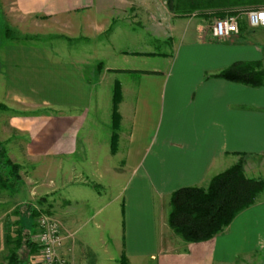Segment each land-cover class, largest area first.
<instances>
[{"label": "crops", "instance_id": "1", "mask_svg": "<svg viewBox=\"0 0 264 264\" xmlns=\"http://www.w3.org/2000/svg\"><path fill=\"white\" fill-rule=\"evenodd\" d=\"M1 1H11L22 15L52 21L62 32L84 28L95 35L108 31L113 36L114 11H129L127 18L153 23L156 41L164 35V41L172 45L171 54L136 51L138 58L151 63L147 67L98 64L102 77L119 71L135 77L131 83L116 81L121 99L115 153L116 82L113 87L110 153L118 162H108V140L82 138L85 152L87 147L91 152V169L88 174L80 172L87 177L79 180L74 171L54 179L51 167L57 162L62 169L64 160L78 152L93 83L78 58L64 57L57 48L50 52L43 45L17 41L9 35L0 42V145L20 165L22 187L27 186L32 196L36 191L43 197L38 209L49 211L60 222L64 236L60 255L67 264H121L124 258L127 264H264V191L209 240L189 242L174 232L169 241L165 237L167 206L174 191L207 187L213 176L242 156L248 158V177L264 175V85L255 87L216 76L237 62H261L264 67V28L242 23L238 35L218 39L205 20L191 16L185 17L186 24L178 22L177 17L182 16H175L169 7L161 9L160 0ZM219 10L207 8L201 16L217 15ZM98 11L106 16L101 22L94 18ZM167 21L168 30L164 28ZM155 59H164V67ZM77 186L94 192L89 197L81 188L69 192L68 187ZM108 186L115 189L109 200ZM61 190L65 195L54 197ZM3 191L9 194L19 189L12 183L0 189V196ZM10 197L5 202L9 203ZM11 201L0 221L11 219L12 224L19 219L26 224L29 211L21 205L14 219V197ZM89 201L94 212L87 215L84 207ZM116 202L121 205L123 230L111 237L108 204ZM6 224L0 228L4 241L0 255L9 251ZM110 241L116 244V253L110 249Z\"/></svg>", "mask_w": 264, "mask_h": 264}, {"label": "rangeland", "instance_id": "2", "mask_svg": "<svg viewBox=\"0 0 264 264\" xmlns=\"http://www.w3.org/2000/svg\"><path fill=\"white\" fill-rule=\"evenodd\" d=\"M175 2L177 3L178 0H175ZM165 6L170 8L169 0H160V8L164 9ZM171 10L173 11V9ZM203 11L205 10L197 9L184 15H181L180 13L178 14L175 11L173 13H175V16H182L177 17L178 22L186 24L188 20L185 17L195 16L202 18V20H205L206 23L210 26L215 16H218L214 14L208 15V17L201 16V13H203ZM114 13L116 20L114 21L113 27H116V30L114 31L113 36H110L108 31L102 33L101 35H95L92 34V32L85 30L84 28H81L80 31L64 30L62 32L58 29L57 26H55L52 21L50 22L46 20H39L33 16L22 15L18 13L15 5L11 1L0 2V42L4 41L9 35V37L14 38L17 41H30L39 45H43L50 52H52L53 49L57 48L59 51L64 53V57L74 59L78 58L80 64L83 67L85 76L94 85L92 103L87 108H85V112L88 113V116L83 128L80 131L81 141L79 143L78 152L72 158L64 160L62 169L59 168L57 162H54V164H52L50 176H52L54 179L59 178L62 174L69 176L73 171L78 174L79 180H81L82 177H87L86 175L82 176L79 174L80 172L88 174L91 169V152L88 150V147L85 152L86 143L82 142V138L85 137H93L95 141L108 140V162L110 164L118 162V158L112 157L110 153L113 87L116 81H121V83L123 84L131 83L133 82L135 76L125 71H119L109 72L104 77H102L97 72L98 64L102 62L104 65H109L115 68H130L134 66L147 67L151 65V63L148 62L144 57L143 59L138 58V55L135 54L136 51H155L158 53L166 54L172 53V45L164 41V35L160 37V41H156L157 37L155 35L156 32L154 31L153 23H147L146 21H144L145 23H139L138 20L133 21L132 18H127L129 11L128 13L126 12L127 14H121L120 11L115 10ZM140 13H142V10L140 11ZM142 17L144 19H147V16L141 15L140 18ZM148 17V19H150V16ZM94 18L97 21L101 22L103 19H106V16L104 12L101 13L98 11L94 14ZM79 20L83 21V24L85 23L84 18H80ZM169 22L171 23L172 19H170ZM169 22L167 21V23L164 25V28H167V30L170 26ZM141 24H144L145 26L141 27ZM64 33H67L66 35H69V37ZM152 39L155 40V42L151 43V46H147V44H149L148 42ZM261 46L262 48H264V40H262ZM141 60H144L145 62ZM155 60H159L161 63V67H164V59ZM119 128L117 130L118 132ZM247 161L248 158L244 157V169ZM249 174H252V172H249ZM258 175L260 174L258 173ZM260 177L264 179V175H260ZM22 186V183H16V190L19 189V191H13V193H9L10 195L6 194V192L3 191V194L0 196V200L4 201H0V215L8 209L6 207L12 203L11 199H13L14 197L15 209H18L21 205H23L21 206L22 209H25L24 211H26V209L29 211V213L26 212L28 213V217L26 219L27 222L25 227H27L29 231H32V239L37 233L38 217L42 213L49 214V211L38 209L37 206L39 205L40 201L43 202V197H39L38 192L35 191V194L32 196L28 187ZM73 188L74 187H68V190H70L69 192H74L75 190H77V188H81L83 194L88 197L89 194H93L94 192L92 188L86 186H77L74 189ZM63 192L64 190L58 191V193L54 197H57L59 199V196H61L60 193ZM114 193V186H108V200L114 195ZM63 194L65 195V193ZM9 196H11L9 199L10 202L7 203L5 202V200L6 198H9ZM28 203H30V206L36 209L37 212H39V215L37 217L31 214L30 209L27 207L28 205H26ZM34 204L36 206H33ZM167 209L170 210V204H168ZM74 211H77V206L74 208ZM84 211L85 213H87V215L94 212V207L90 201L87 203V205H85ZM17 218L18 214L16 213L14 219ZM1 221L0 228H2V223H4V225L7 223V227L5 226V228H8L10 233H12L11 245L8 244L9 255L11 248L15 246L17 230L21 228L23 222H21L20 225L17 221L11 224V219H8L6 223L5 221ZM168 228V234H165L166 239L168 238V236L173 237V233L171 232H174L172 231L169 224ZM159 229L162 230V226L160 224ZM122 230L123 221L121 205L117 202L112 205L108 204V236H118L120 233H122ZM174 234L176 236H179L175 232ZM23 241L25 242V240ZM3 242V239H0V245ZM109 247L113 252L116 253L115 243L112 244L110 241ZM6 252L7 250L4 253H1L2 255H0V264H8V255H6ZM18 253L23 259L24 264H42L40 262H37L40 257H38L37 255L38 250L35 253L31 254L25 243L22 244L21 248L18 250Z\"/></svg>", "mask_w": 264, "mask_h": 264}, {"label": "trees", "instance_id": "3", "mask_svg": "<svg viewBox=\"0 0 264 264\" xmlns=\"http://www.w3.org/2000/svg\"><path fill=\"white\" fill-rule=\"evenodd\" d=\"M259 4H264V0H178L177 3L175 0H169L170 8L181 15L197 9L214 8L220 9L217 12L219 16L223 15V11L227 8ZM216 76L255 87L264 85V69L261 62H237L217 73ZM114 88L113 153L117 151L119 139L117 131L120 126L118 104L121 99V87L119 82H116ZM20 180V165L13 162L5 147L0 145V189L7 188L12 183L19 184ZM263 191L264 179L246 175L244 156H242L237 163L213 176L207 187L187 186L174 191L170 198L168 224L186 241L209 240L229 226L238 213L253 205ZM28 207L32 215L36 217L39 215L32 206ZM19 212L20 209H16V213ZM17 222L21 225L22 220L18 219ZM25 225L23 223L17 230L15 246L11 248L8 255V264H24L18 253L23 243L27 245L31 254L39 248L31 239L32 231H29ZM11 234L10 232L7 234L9 245L12 242ZM121 264H127V260L124 258Z\"/></svg>", "mask_w": 264, "mask_h": 264}, {"label": "built area", "instance_id": "4", "mask_svg": "<svg viewBox=\"0 0 264 264\" xmlns=\"http://www.w3.org/2000/svg\"><path fill=\"white\" fill-rule=\"evenodd\" d=\"M242 23L250 28H264V4L227 8L223 11V15L215 16L209 29L213 37L223 39L238 35ZM32 241L39 246L37 255L40 257L37 262L67 264V260L60 255L64 243L62 227L53 215L40 214L37 233Z\"/></svg>", "mask_w": 264, "mask_h": 264}]
</instances>
